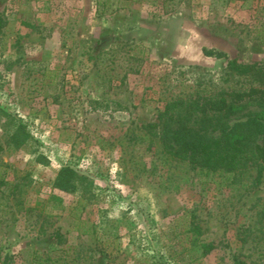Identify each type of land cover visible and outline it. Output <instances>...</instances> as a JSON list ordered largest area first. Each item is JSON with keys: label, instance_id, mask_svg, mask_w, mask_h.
Listing matches in <instances>:
<instances>
[{"label": "rangeland", "instance_id": "rangeland-1", "mask_svg": "<svg viewBox=\"0 0 264 264\" xmlns=\"http://www.w3.org/2000/svg\"><path fill=\"white\" fill-rule=\"evenodd\" d=\"M96 2L0 0V264H232L251 255L238 235L264 204V184L246 192L232 175L170 166L143 127L199 84L241 86L229 61L264 68V0H109L114 12L103 16ZM111 48L115 57H105ZM8 115L31 140L10 142ZM67 166L92 193L55 186ZM191 211L217 249L202 260L178 249L175 261L169 243Z\"/></svg>", "mask_w": 264, "mask_h": 264}, {"label": "trees", "instance_id": "trees-1", "mask_svg": "<svg viewBox=\"0 0 264 264\" xmlns=\"http://www.w3.org/2000/svg\"><path fill=\"white\" fill-rule=\"evenodd\" d=\"M108 2L97 0L96 14L109 13ZM25 27L36 28L29 22ZM8 21L0 13V46L6 34ZM117 48L104 53L105 57H115ZM208 55L221 56L209 51ZM101 56L93 57L95 64H103ZM230 77H241V86L227 88L199 84L191 92L177 94L164 101L158 110L157 122L144 126L150 140L149 148L168 165L185 164L188 169L220 172L233 176V182L246 192L264 184V68L259 64H242L235 60L227 64ZM101 72L102 67H99ZM126 74L124 75V78ZM12 130L8 138L19 147L32 136L26 125L14 116H9ZM3 149L0 145V151ZM85 187V194L92 193L88 177L72 167H62L55 186L66 192L78 191ZM187 216L186 229L173 235V260L185 251H198L199 260L207 258L216 249L214 242L206 240L207 229L201 225L194 211ZM184 214L179 216L181 218ZM242 245L250 243L254 253L234 254L232 264H255L247 262L255 254L264 261V204L256 212L255 220L244 225L238 235ZM182 249V252H178ZM198 260V261H199Z\"/></svg>", "mask_w": 264, "mask_h": 264}]
</instances>
